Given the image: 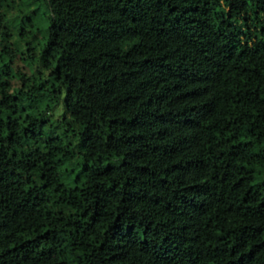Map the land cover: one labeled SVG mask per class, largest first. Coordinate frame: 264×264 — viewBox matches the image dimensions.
Here are the masks:
<instances>
[{
    "label": "trees",
    "instance_id": "1",
    "mask_svg": "<svg viewBox=\"0 0 264 264\" xmlns=\"http://www.w3.org/2000/svg\"><path fill=\"white\" fill-rule=\"evenodd\" d=\"M0 264H264V0H0Z\"/></svg>",
    "mask_w": 264,
    "mask_h": 264
},
{
    "label": "rangeland",
    "instance_id": "2",
    "mask_svg": "<svg viewBox=\"0 0 264 264\" xmlns=\"http://www.w3.org/2000/svg\"><path fill=\"white\" fill-rule=\"evenodd\" d=\"M17 66H19V68H22V69L26 70V66L23 65L22 62H20V61L17 62ZM57 114H59L58 116H60V114H62V107H60V108L58 109ZM59 118H60V117H59ZM73 163H74V161H71L70 164H73Z\"/></svg>",
    "mask_w": 264,
    "mask_h": 264
}]
</instances>
